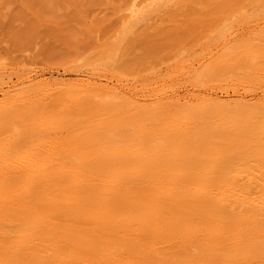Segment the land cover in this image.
I'll return each instance as SVG.
<instances>
[{"label":"bare ground","instance_id":"obj_1","mask_svg":"<svg viewBox=\"0 0 264 264\" xmlns=\"http://www.w3.org/2000/svg\"><path fill=\"white\" fill-rule=\"evenodd\" d=\"M173 1L134 0L109 55ZM241 4L143 76L0 69V264H264V0Z\"/></svg>","mask_w":264,"mask_h":264},{"label":"rangeland","instance_id":"obj_2","mask_svg":"<svg viewBox=\"0 0 264 264\" xmlns=\"http://www.w3.org/2000/svg\"><path fill=\"white\" fill-rule=\"evenodd\" d=\"M173 2L153 16L158 20L126 34L109 55L134 0H0V69L13 77L38 72L70 80L102 63L116 74L143 76L193 48L243 5V0Z\"/></svg>","mask_w":264,"mask_h":264}]
</instances>
